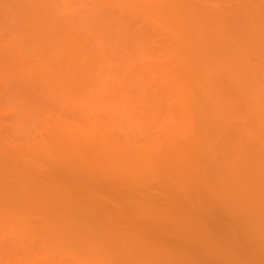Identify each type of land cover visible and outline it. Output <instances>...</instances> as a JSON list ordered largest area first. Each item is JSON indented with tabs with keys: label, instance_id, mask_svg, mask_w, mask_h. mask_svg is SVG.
Returning <instances> with one entry per match:
<instances>
[{
	"label": "rangeland",
	"instance_id": "rangeland-1",
	"mask_svg": "<svg viewBox=\"0 0 264 264\" xmlns=\"http://www.w3.org/2000/svg\"><path fill=\"white\" fill-rule=\"evenodd\" d=\"M0 264H264V0H0Z\"/></svg>",
	"mask_w": 264,
	"mask_h": 264
}]
</instances>
